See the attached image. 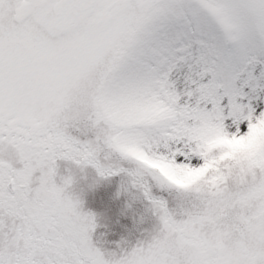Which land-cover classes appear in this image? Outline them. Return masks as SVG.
Segmentation results:
<instances>
[{
    "label": "snow or ice",
    "instance_id": "6c2138e0",
    "mask_svg": "<svg viewBox=\"0 0 264 264\" xmlns=\"http://www.w3.org/2000/svg\"><path fill=\"white\" fill-rule=\"evenodd\" d=\"M58 160L156 230L103 247ZM0 264H264V0H0Z\"/></svg>",
    "mask_w": 264,
    "mask_h": 264
},
{
    "label": "rangeland",
    "instance_id": "374dc122",
    "mask_svg": "<svg viewBox=\"0 0 264 264\" xmlns=\"http://www.w3.org/2000/svg\"><path fill=\"white\" fill-rule=\"evenodd\" d=\"M57 166V182L60 177L71 176L73 183L69 191L82 201L83 211L95 215L93 239L103 247L110 251L130 248L158 227L147 201L132 187L127 172L100 177L91 166L80 168L65 160H58ZM121 166L128 167L126 164ZM169 199L175 206V200Z\"/></svg>",
    "mask_w": 264,
    "mask_h": 264
},
{
    "label": "clouds",
    "instance_id": "9594fccd",
    "mask_svg": "<svg viewBox=\"0 0 264 264\" xmlns=\"http://www.w3.org/2000/svg\"><path fill=\"white\" fill-rule=\"evenodd\" d=\"M71 185H72V184H71ZM71 185H70V186H71ZM72 194H73V195H76L75 193H72Z\"/></svg>",
    "mask_w": 264,
    "mask_h": 264
}]
</instances>
